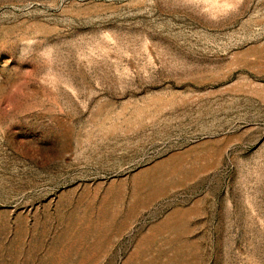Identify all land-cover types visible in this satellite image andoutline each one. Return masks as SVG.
<instances>
[{
  "label": "rangeland",
  "instance_id": "rangeland-1",
  "mask_svg": "<svg viewBox=\"0 0 264 264\" xmlns=\"http://www.w3.org/2000/svg\"><path fill=\"white\" fill-rule=\"evenodd\" d=\"M0 264H264V0H0Z\"/></svg>",
  "mask_w": 264,
  "mask_h": 264
}]
</instances>
